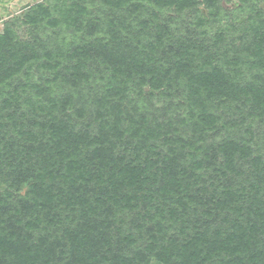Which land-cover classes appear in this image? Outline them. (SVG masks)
<instances>
[{
  "label": "trees",
  "instance_id": "1",
  "mask_svg": "<svg viewBox=\"0 0 264 264\" xmlns=\"http://www.w3.org/2000/svg\"><path fill=\"white\" fill-rule=\"evenodd\" d=\"M153 262L264 264V0H36L0 30V264Z\"/></svg>",
  "mask_w": 264,
  "mask_h": 264
},
{
  "label": "rangeland",
  "instance_id": "2",
  "mask_svg": "<svg viewBox=\"0 0 264 264\" xmlns=\"http://www.w3.org/2000/svg\"><path fill=\"white\" fill-rule=\"evenodd\" d=\"M36 0H0V30L3 27V21L10 16L18 15L23 8L34 3ZM152 264H155L154 262Z\"/></svg>",
  "mask_w": 264,
  "mask_h": 264
}]
</instances>
